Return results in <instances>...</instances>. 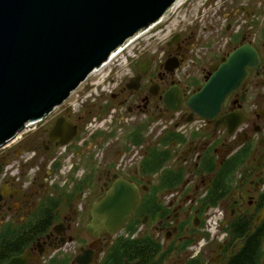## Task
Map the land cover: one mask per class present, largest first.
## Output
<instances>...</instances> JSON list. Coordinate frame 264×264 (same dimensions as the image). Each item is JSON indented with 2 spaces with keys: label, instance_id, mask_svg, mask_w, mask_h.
Returning <instances> with one entry per match:
<instances>
[{
  "label": "flooded vegetation",
  "instance_id": "flooded-vegetation-1",
  "mask_svg": "<svg viewBox=\"0 0 264 264\" xmlns=\"http://www.w3.org/2000/svg\"><path fill=\"white\" fill-rule=\"evenodd\" d=\"M161 21L138 32L112 60L116 64L119 55L141 42V35L168 32L158 57L138 55L126 61L131 75L126 82H116L109 96L110 102L125 106V114H144L143 128L152 119L164 120L154 126V144L144 145L139 130L130 133V145L141 152L136 168L121 171L110 156L104 159L102 152L93 157L87 151L82 153L87 167L75 175L78 178L73 170L58 177L59 161L53 156L59 140L74 142L85 125L84 113L65 106L66 100L22 128L33 125L25 143L35 149L23 169H15L16 158L0 149V264H234L243 252L250 253L243 264H264L263 60L225 97L223 123L205 119L190 126L186 118L199 116L190 114L187 97L203 85L212 65L247 40L242 37L226 52L229 44L224 45L212 62L196 64L193 74L180 76L195 39L187 27L172 30ZM148 57L149 71L131 82ZM173 64L172 70L166 69ZM173 85L184 99L169 111L163 95ZM234 113H240L241 120L231 130ZM58 119L63 127L51 133ZM37 152L51 160L46 171L43 162L38 168L36 161L44 157ZM8 163L14 167L6 172ZM33 165L37 167L31 172ZM115 174L135 183L139 202L116 233L93 235L85 226Z\"/></svg>",
  "mask_w": 264,
  "mask_h": 264
},
{
  "label": "water",
  "instance_id": "water-1",
  "mask_svg": "<svg viewBox=\"0 0 264 264\" xmlns=\"http://www.w3.org/2000/svg\"><path fill=\"white\" fill-rule=\"evenodd\" d=\"M182 1L0 0V147L65 101L90 72L122 50L139 31L168 18ZM150 67L148 57L130 81L140 79ZM260 67L257 49L249 42L241 43L212 65L203 85L187 97L190 114L223 123L225 97L239 87L249 69ZM163 98L169 111H175L184 99L177 85L168 88ZM231 116L232 130L241 115ZM62 127L58 119L51 133ZM69 141L61 139L59 144ZM114 176L93 204L85 226L93 235L116 233L139 202L135 183Z\"/></svg>",
  "mask_w": 264,
  "mask_h": 264
},
{
  "label": "rangeland",
  "instance_id": "rangeland-1",
  "mask_svg": "<svg viewBox=\"0 0 264 264\" xmlns=\"http://www.w3.org/2000/svg\"><path fill=\"white\" fill-rule=\"evenodd\" d=\"M165 20L168 23V28H172V30L174 26H177V31L182 27H187L186 31L195 39L189 51L190 56L185 62L186 66L178 72L180 76L188 73L193 74L196 71L195 67L197 65L212 62L214 56H218L219 51L223 50L224 45L229 44V47L224 48L223 52L229 51L232 47L239 44L242 37H246L245 39L247 41L252 42L261 60H263L264 0H183L164 21ZM167 34L168 32L165 31L163 33H156L152 36L143 34L141 35V42L139 44L137 43L135 47L128 48L127 53L133 52L134 55L154 54L158 57L161 53V47L167 39ZM127 53L124 54L127 55ZM119 56V59L115 63L120 68V71H116L115 73L114 64L111 65L113 69L109 74L112 76L115 75L116 82L120 80L126 82L127 77L131 75L128 70L129 65H126L127 62L122 61L124 55ZM193 61L195 63H193ZM106 68H103V71ZM104 72H107V70ZM99 74L100 72L93 73L89 78L84 80L75 91L69 95L64 103L65 106H69L73 110H80L84 113L85 125L82 128V133L74 142L65 145L60 144L57 150L58 152L53 156L59 161V165H57L56 168V175H59L58 177L60 178H64L66 174L59 173L62 161L66 158H69L68 165H71L69 172L73 170L74 176L83 171V169L87 167V164L83 160L85 155L82 153H87V151H90L93 157L96 154L100 155L102 152L104 154V159L110 156L114 161L113 166L116 165L121 171L127 172L128 170L136 168L139 163L141 152L140 147H132L130 145V133L134 130H139L144 145L154 144L155 135L157 133V127L154 129V126L157 123L160 125L162 121H164L163 119H152L149 123V127H141L140 122L142 118L145 117L144 114H125V106L122 107L115 102L109 101L111 93L107 90V86L104 90L106 92L105 94L99 95L101 90H94L98 83L92 85L90 81L99 77ZM114 88L115 87H112L111 92ZM94 102L96 104L90 106V104ZM164 119L169 121L171 117H166ZM93 121H95V123ZM91 122L93 123L92 126L96 129L87 136L88 124ZM32 126L33 125L28 126V129L21 131L18 136L15 135L7 141L6 145L0 147L3 152L8 151V154L12 158H16L14 166L18 169H23L24 166H27L26 164H28L30 160L31 153L35 151L33 147L27 146L28 144L26 145L25 143V141H28L31 137L32 133L30 132ZM82 138L86 139L83 144L79 145V141ZM14 139L15 141H13ZM11 140L13 142H11ZM108 142L110 144L109 149L104 150L103 146ZM95 143L98 144L95 146ZM63 146H65L64 151H62ZM121 150L125 152L120 155ZM60 151H62V153H60ZM43 154L46 155L45 152H43ZM43 154L37 152V156L44 157L45 155ZM127 156H130V158H127ZM45 158L46 157H44V159L40 158V160L36 161V163L40 162L38 163V168L43 162V165H41L43 171H46L51 161ZM36 167L37 166L33 165L31 172ZM64 170H66V168H64ZM55 178L57 177L54 176L53 179ZM75 178H78V176H75Z\"/></svg>",
  "mask_w": 264,
  "mask_h": 264
},
{
  "label": "built area",
  "instance_id": "built-area-1",
  "mask_svg": "<svg viewBox=\"0 0 264 264\" xmlns=\"http://www.w3.org/2000/svg\"><path fill=\"white\" fill-rule=\"evenodd\" d=\"M125 47H127V46H125ZM125 47L122 49V50H120L117 54H119V53H121L124 49H125ZM127 53V52H126ZM116 55V54H115ZM115 55L113 56V57H111L110 59H108L106 62H104L103 64H101L98 68H96L95 70H93L86 78H85V80L87 79V78H89L93 73H98V72H100V74H99V77H96V79L95 80H92V81H90V83L93 85L94 83H102V82H105V84H104V86H103V88L102 89H104L105 90V87L107 86V90H109L110 92H111V89H112V87H115V84H116V81H114V82H111V79H110V75L111 74H109L110 73V71L112 72V69H113V67H115L116 66V64L114 65V63H112V60L114 59V57H115ZM124 55V56H123ZM121 56H123L122 57V61H126L127 60V58L128 57H136L137 55H134V53L133 52H128L127 53V55H125V54H122ZM111 65H114L113 67L111 66ZM106 67H108V68H106ZM103 68H106L105 70H107V72H104L103 71ZM101 71H103V72H101ZM109 75V76H108ZM106 77V78H105ZM101 80V81H100ZM97 84V85H98ZM91 90L93 91V89L91 88ZM94 90H96V87H95V89ZM91 92V91H90ZM204 120L205 119H203V118H197V119H195V120H193L192 122H190V126H198V125H200L202 122H204ZM94 123H95V121H93ZM31 123V122H30ZM29 123V124H30ZM89 126H88V131H87V136L88 135H90L96 128H94L92 125H93V123L91 122L90 124H88ZM84 140V138H82L81 140H80V142H82ZM64 148H65V146H63V149H62V151H64ZM62 151H60V153H62ZM68 162H69V158H66V159H64L63 161H62V165H61V167H60V169H59V173L60 174H64V173H68L69 172V170H70V168H71V165H68ZM12 164H10V163H8V164H6L5 165V171L7 172L8 170H11L12 168ZM64 168H66V170H64ZM15 169H18V168H15ZM214 225H215V222H212L211 224H210V227H211V229H213V227H214Z\"/></svg>",
  "mask_w": 264,
  "mask_h": 264
},
{
  "label": "trees",
  "instance_id": "trees-1",
  "mask_svg": "<svg viewBox=\"0 0 264 264\" xmlns=\"http://www.w3.org/2000/svg\"><path fill=\"white\" fill-rule=\"evenodd\" d=\"M248 254L250 255V253H248V252H243L236 260H235V262H234V264H243V263H245L246 261H245V259H244V257L245 258H248Z\"/></svg>",
  "mask_w": 264,
  "mask_h": 264
},
{
  "label": "bare ground",
  "instance_id": "bare-ground-1",
  "mask_svg": "<svg viewBox=\"0 0 264 264\" xmlns=\"http://www.w3.org/2000/svg\"><path fill=\"white\" fill-rule=\"evenodd\" d=\"M42 118H43V117H42ZM42 118H41V119H42ZM38 120H40V119H38ZM38 120H33L32 122H34V121H38Z\"/></svg>",
  "mask_w": 264,
  "mask_h": 264
}]
</instances>
